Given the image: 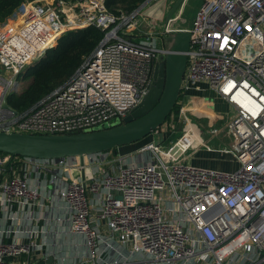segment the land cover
<instances>
[{
  "label": "built area",
  "instance_id": "1",
  "mask_svg": "<svg viewBox=\"0 0 264 264\" xmlns=\"http://www.w3.org/2000/svg\"><path fill=\"white\" fill-rule=\"evenodd\" d=\"M143 7L117 15L107 0L21 2L0 21V130L70 133L112 125L128 114L151 88L168 35L187 29L177 25L178 14L161 27ZM89 26L102 29L104 38L67 83L29 111L2 106L21 74L62 34ZM188 30L178 116L172 115L135 153L87 155L98 168L89 178H78L71 173L73 167H85L79 157L0 152V176L16 172L23 158L39 173L69 165L68 176L60 172L52 179H68L58 192L71 207L70 231L86 237L88 255L80 264H123L135 256L156 264H264V0H203ZM208 89L231 107L221 125L193 119L195 107H208L196 103L201 97L195 93ZM175 131L177 137L169 139ZM199 151L236 166L193 163ZM100 191L96 219L90 194ZM43 205L28 172L0 179V207L12 225L20 222L21 212L32 219L33 208ZM12 225L0 229V264H19L23 253L40 248L18 236H32L37 229ZM115 238L131 247L130 255L110 262L106 254L116 248Z\"/></svg>",
  "mask_w": 264,
  "mask_h": 264
},
{
  "label": "crops",
  "instance_id": "2",
  "mask_svg": "<svg viewBox=\"0 0 264 264\" xmlns=\"http://www.w3.org/2000/svg\"><path fill=\"white\" fill-rule=\"evenodd\" d=\"M154 1L155 0H149L147 3H145V5H143V12L151 20H154L156 23L160 24L159 21L162 22L165 18L170 9L169 7L172 0H157L156 2ZM202 1L203 0H199L196 8L201 4ZM184 9L185 7L181 8L178 13H176L180 17L176 21L177 24L180 23L182 19ZM195 96L201 97L199 101H197L196 99V103L208 106L201 107L196 105L197 107H195L196 110L193 113V119L197 123H203L205 125L207 124L211 126L221 125L230 116V105L216 92L208 89L205 92H196ZM137 143L138 142L131 144L133 146L128 150H136L142 145ZM124 147L127 146L119 147L117 151H114V153L117 155L126 154V149ZM70 161H73V159H70ZM191 161L193 163L207 167L219 168L218 166L222 164H224V166L226 167L231 166V168H234L236 166L235 163H232L230 161L222 162L218 159L217 156L207 151H199L198 154L193 159H191ZM33 163L34 162L29 159H19L14 167L16 172L10 170L8 176L4 174L0 176V179L7 178L18 173L24 174L28 172L33 180L38 183L40 197L44 205L41 206V208H33L34 217L32 219L26 217V211L21 212L20 222H16L14 225H12L11 220L6 217V212L3 211V209L0 207V229H7L11 225L13 228H20L22 230H26L29 228L37 229V231L32 236H28V233L25 232H22L18 235L21 240L28 241L29 239H33L35 240V242L40 244V248L38 250L32 251L31 253H23L18 258L19 264H39L49 256H52L54 258L55 264H65V262H69L71 264H80L81 262H83L85 256L88 255L86 237L82 233H74L70 231L71 207L70 204L66 200H64L58 192V188L63 187L65 181H68V179L62 178L60 181L52 179L54 174L60 176V172L67 175L66 170L69 169V165L64 164L65 166H51L49 171L45 170L46 172L39 173L33 170ZM82 164H84V168L73 167L71 176L73 175L74 177L78 178H89L90 174L93 173V171H96L98 168L97 163L92 162L89 157H86L85 162ZM102 194V191L90 194V199L94 202L93 212L96 216V219L100 210L99 205ZM57 218L61 220L60 223L56 221ZM101 227L103 228L104 233H107L108 230L103 221L101 222ZM1 233L2 232H0V234ZM6 238L14 239V236H6L5 239ZM113 243H115L116 248L112 249L109 253L106 254V256L108 257V261L113 262L115 260H122L124 258V255H130V246H123L119 242V240H117V238L113 240ZM75 260H79V262L73 263ZM123 264L156 263L146 257L141 258L140 256H135L134 260L128 261L127 263Z\"/></svg>",
  "mask_w": 264,
  "mask_h": 264
},
{
  "label": "water",
  "instance_id": "3",
  "mask_svg": "<svg viewBox=\"0 0 264 264\" xmlns=\"http://www.w3.org/2000/svg\"><path fill=\"white\" fill-rule=\"evenodd\" d=\"M187 1L175 0L167 13L166 23L185 7ZM191 35L188 29L173 31L168 35L167 52L156 64L151 88L142 101L117 123L92 130L57 134L0 130V152L39 159L79 157L84 163L87 155L133 144L151 135L166 123L179 102L188 65ZM2 106L11 108L7 96ZM39 264H55L54 258L49 256Z\"/></svg>",
  "mask_w": 264,
  "mask_h": 264
},
{
  "label": "trees",
  "instance_id": "4",
  "mask_svg": "<svg viewBox=\"0 0 264 264\" xmlns=\"http://www.w3.org/2000/svg\"><path fill=\"white\" fill-rule=\"evenodd\" d=\"M23 1L0 0V21L12 14ZM146 1L107 0V6L112 12L119 15L121 11L131 12L141 7ZM104 35L105 32L96 26L69 30L62 34L54 46L48 48L42 57L21 74L24 79H31L30 83L23 91H11L7 95L9 106L20 113L29 111L58 87L67 83L85 58L100 44ZM181 99L182 95L179 97V101ZM180 106L181 104L178 102L167 120H170L174 114L178 116ZM148 140L144 138L138 144H143ZM125 146L132 147L133 145ZM118 148H114L112 151H117Z\"/></svg>",
  "mask_w": 264,
  "mask_h": 264
},
{
  "label": "rangeland",
  "instance_id": "5",
  "mask_svg": "<svg viewBox=\"0 0 264 264\" xmlns=\"http://www.w3.org/2000/svg\"><path fill=\"white\" fill-rule=\"evenodd\" d=\"M157 0H155L154 2H156ZM174 2H175V0H172V2L170 3V7L169 8H171L172 7V5L174 4ZM198 2H199V0H188L187 1V3L185 4V9H184V13H183V15H182V19H181V21H180V23H178L179 24V26L180 27H183V28H187V29H189L191 26H192V21H193V19H194V16H195V14H196V10L198 9V7L200 6H198L197 8H196V6H197V4H198ZM196 8V9H195ZM178 13V12H177ZM166 17H167V14H166V16H165V18L163 19V21L162 22H160L159 21V23H160V25H161V27H164L165 26V23H166ZM180 20V19H179ZM177 24V25H178ZM36 62V61H35ZM35 62H33V63H35ZM32 63V64H33ZM0 71H2V69H1V66H0ZM31 80V79H30ZM30 80L29 79H24L23 77H21L20 79H19V83H18V85H17V87H15L14 88V91H16V92H21V91H23L26 87H27V85L30 83ZM224 109V108H223ZM178 130V129H177ZM177 137V134H176V131L173 133V134H171V136L169 137V139H172V138H176ZM152 138V135H149V136H147L146 138H145V140H148V139H151ZM227 141H228V139H226ZM149 141V140H148ZM147 142V141H146ZM228 143V142H227ZM138 144V143H137ZM211 144L213 145V146H219V142H216V141H212L211 142ZM224 144H226V143H221L220 144V146H223ZM123 148V147H122ZM126 150V152L125 153H128V154H130V153H135L136 152V150H133V149H130V150H128L129 148H131V146L130 147H124ZM123 150V149H122ZM219 168H228V167H226V166H224V164H222V165H220V166H218Z\"/></svg>",
  "mask_w": 264,
  "mask_h": 264
}]
</instances>
